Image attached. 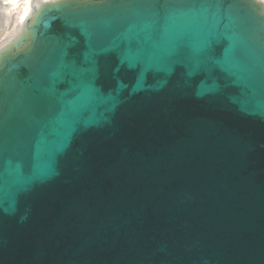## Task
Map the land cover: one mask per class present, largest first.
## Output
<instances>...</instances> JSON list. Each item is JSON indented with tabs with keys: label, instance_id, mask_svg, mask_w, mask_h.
I'll list each match as a JSON object with an SVG mask.
<instances>
[{
	"label": "water",
	"instance_id": "water-1",
	"mask_svg": "<svg viewBox=\"0 0 264 264\" xmlns=\"http://www.w3.org/2000/svg\"><path fill=\"white\" fill-rule=\"evenodd\" d=\"M36 15L0 56V264H264L262 4L56 0ZM132 25L150 50L241 35L253 69L237 85L189 75L187 58L129 67L107 49ZM65 59L102 94L70 117L73 89L51 75Z\"/></svg>",
	"mask_w": 264,
	"mask_h": 264
},
{
	"label": "snow or ice",
	"instance_id": "snow-or-ice-1",
	"mask_svg": "<svg viewBox=\"0 0 264 264\" xmlns=\"http://www.w3.org/2000/svg\"><path fill=\"white\" fill-rule=\"evenodd\" d=\"M78 27L82 30V34L87 33L86 25L81 24ZM151 38V29L140 30L136 25H132L125 35L112 41L107 50L123 49L126 56L124 63L132 68L142 65L145 71L171 72L175 64H179L183 58H187L190 65L189 75H195L200 70L211 66V68L227 75L237 85H243L246 76L253 69L251 61L254 54L249 48L247 40L232 32L218 33L198 48H189L179 40H171L163 50H150L144 46V41L151 40ZM85 62L91 63V57H86ZM51 75L53 91H55L56 84H65L66 93L69 89H73L70 94L74 96V103L64 105L62 117H70L77 107H87L96 100L102 99V94L95 87L90 70L77 67L75 62L61 60ZM46 142V138L41 135L38 145H43ZM51 172L52 170L49 168L40 173L37 178L50 175Z\"/></svg>",
	"mask_w": 264,
	"mask_h": 264
},
{
	"label": "bare ground",
	"instance_id": "bare-ground-1",
	"mask_svg": "<svg viewBox=\"0 0 264 264\" xmlns=\"http://www.w3.org/2000/svg\"><path fill=\"white\" fill-rule=\"evenodd\" d=\"M8 1H9V5L8 7L6 6L7 9L9 8V6L14 7L16 8L18 14L16 18L14 17L15 22L11 30L8 29L4 31L0 29V56L6 51L14 50L18 47L17 46L18 39L22 37V35L25 33L26 26H28V24L32 22V20L34 19L36 13L38 12L39 7L41 6V3L44 2L51 3L56 0H8ZM256 1L260 2L264 7V0H256ZM28 35L30 36V34Z\"/></svg>",
	"mask_w": 264,
	"mask_h": 264
},
{
	"label": "rangeland",
	"instance_id": "rangeland-1",
	"mask_svg": "<svg viewBox=\"0 0 264 264\" xmlns=\"http://www.w3.org/2000/svg\"><path fill=\"white\" fill-rule=\"evenodd\" d=\"M8 5H9V1L8 0H0V29L4 30V31H6L8 29L11 30L13 28V24L15 22V18H16L17 14H18L16 8H14V7H10L9 6V8L7 9ZM36 17H37V15H35L34 19L32 20V22L34 21L33 23L30 22L28 24V26H26L25 33L17 41V46L20 44V42L25 40L27 38V36L28 37L31 36L32 28H33V25L35 23ZM28 31H30V32H28ZM28 34H30V36Z\"/></svg>",
	"mask_w": 264,
	"mask_h": 264
}]
</instances>
